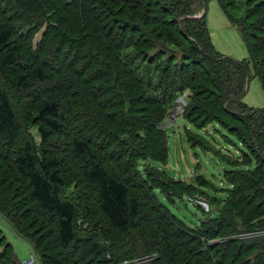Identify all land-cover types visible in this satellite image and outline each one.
<instances>
[{
	"label": "trees",
	"instance_id": "trees-1",
	"mask_svg": "<svg viewBox=\"0 0 264 264\" xmlns=\"http://www.w3.org/2000/svg\"><path fill=\"white\" fill-rule=\"evenodd\" d=\"M215 1L238 31L247 60L235 61L215 51L206 23V0H0V14L6 15V22L0 24V72L23 64L19 47L26 43L25 63L30 64L22 66L34 79L48 80L41 69L42 65L50 68L42 58L45 39L49 34L63 41L55 31L60 28L70 36L63 41L71 45L68 54L50 55L49 59L58 61L55 74L69 72V84H79L87 97L77 88L60 89L68 95L73 92L72 98L91 101V109L95 108L96 116L109 129L99 131L96 139L74 130L76 156L91 159L81 177L94 186L96 206L110 231L126 234L132 229L138 233L141 222L157 223L160 234L149 238L161 239L153 253L160 257L158 261L163 256L160 264H264V235L255 236L264 232V109L243 102L250 70L264 92V0ZM203 9L204 14L196 18ZM241 9L244 14L239 16ZM45 23L47 33L33 52V35ZM80 64L82 80L75 69ZM98 83L99 95L94 97L91 85ZM180 98L184 101L181 117L187 124L199 130L221 128L245 149L240 155H227L187 134L192 146H200L205 154L216 152L218 160L229 167L223 178L230 188L217 192L224 195H216L195 171L192 182L187 183L163 168L169 158L164 124ZM62 104L44 101L36 108L29 123L38 129L37 147L25 138L10 96L0 87V187L13 181L26 186L19 195L24 205L11 193L0 192V218L36 253L40 264H135L101 253L91 238L86 244L78 240L76 204L63 192L66 185L58 163L47 151L52 140L66 131L65 116L71 113ZM111 132L129 137L112 154L109 149L116 139ZM20 137L25 138L23 145L13 152L10 144ZM92 147L108 156L109 162L92 155ZM186 197L204 216L194 227L177 219L160 201L174 205L176 201L185 203ZM5 202H10V212L5 210ZM20 207L30 215H24ZM47 217L54 223L53 238L44 235ZM181 239L194 249L179 243ZM0 264H19L1 229Z\"/></svg>",
	"mask_w": 264,
	"mask_h": 264
},
{
	"label": "rangeland",
	"instance_id": "rangeland-1",
	"mask_svg": "<svg viewBox=\"0 0 264 264\" xmlns=\"http://www.w3.org/2000/svg\"><path fill=\"white\" fill-rule=\"evenodd\" d=\"M20 2L22 3L23 1ZM24 4L26 5V2H24ZM205 8L207 11L206 23L215 51L220 55L235 61L247 60L248 52L245 44L243 43L238 31L229 23L218 3L215 0H206ZM238 13L239 16H242L244 14V9L239 10ZM5 19L6 15L2 17L0 14V24H4V22H6ZM51 26L58 28L53 24ZM17 27H20V25H17ZM47 28L48 24L45 23L41 29H37L35 31L31 41L33 52L37 51V45L42 42L44 35L47 33ZM55 31L58 36L61 35V39L63 41H67L70 38L67 33L61 32V28L55 29ZM46 39L42 48V58L46 63H49L50 68L42 65L41 69L44 76H49L48 80L40 82L39 79H34L32 77V73L26 72L25 67L22 66L23 64H30L28 61L25 63L26 58L23 47L27 46L26 43L25 45H21V48L19 47L21 57L24 60L23 64L0 72V87L10 96V101L13 110L15 111V115L21 125H23L25 138L33 140L35 146L39 147L40 140L38 129L29 123V121L35 116L36 108L44 101L58 100L60 103H63L64 105L62 104V108L67 111L69 110L71 113L70 115L65 116L66 131H64L62 135H57L52 140L49 145L50 148H47V151L55 157L58 163V171L60 172L66 185V190L63 192H65L66 197L70 198V200L76 204L77 216L75 218V230L77 232L78 240L83 241L81 244H86L88 241L87 239L91 238L99 245L101 253H110L115 261L133 260L132 262H135V264H160L159 262H161V260L162 262L164 261L163 256H161V260L158 261L160 257L153 253H156L155 250L159 240L161 239L151 240L149 238V236L156 238L160 234L158 232L157 223L149 219H147L146 222H141L139 229L137 230L138 233L134 232L135 230L132 229L126 234L110 231L106 220L103 219L96 206L97 199L94 186L87 182H83L81 177L82 168L90 163L91 159L87 156H76V152L74 150L75 147L73 146L72 141L76 135L74 130H76L79 134H88L93 139H96L97 136L100 135L99 131L104 133L105 131L109 132V129H107L101 119L96 116L95 108L93 107L91 109V101L89 102L87 98H85L87 97V94L83 91L79 84L75 85L76 83L71 84V82L69 84L67 79L72 78L69 75V72L63 73L62 76H57L55 74L54 68L58 67V61H51L49 59L50 55L55 54L56 56H62L65 53L68 54V50L71 45H68L69 43L66 44L58 39L56 40L54 35L48 34ZM54 39L55 42L51 43L52 41L50 42V40ZM76 41L77 40L73 41L74 44ZM81 51L83 53L84 49ZM82 67L83 65L80 64L77 68L75 67V69L78 71ZM83 69H81V71H83ZM70 72L73 73L72 70ZM80 72V80H82L83 76ZM148 72V70H143L145 75L148 74ZM62 86H64L66 90L70 89V91H75L77 88L79 93L85 96L84 99L80 100L78 98H72L71 94L73 92L68 95L69 93L60 89L63 88ZM100 86V83L91 85L94 97L95 95H99L97 89ZM106 88H109V86ZM67 96H69V98ZM185 96L186 94L182 96V98L184 99ZM182 98H180L176 104H183L184 101ZM84 101L87 103H83ZM101 102L102 98L100 97L98 103L101 104ZM243 102L249 107L264 109V92L258 79L253 77L251 70L245 86ZM87 106H89V109L86 108ZM114 111L117 112L115 109L113 112ZM107 114L110 113L104 112V115ZM169 114L167 115V119L164 124V128H166L169 158L167 164L163 168L166 170L168 175L174 179L178 180L180 178L187 183L192 182L193 178L191 177V174L195 171V175H202L207 180L212 191L216 192V195H224V193L217 192L220 189L230 188L223 178V171L229 167L218 160L217 157L219 155L216 152L220 151L221 153H225L227 155L237 156L240 155L242 151H245V149L233 136L221 128L208 126L199 130L187 124L181 115L177 117L175 122L171 121L169 119ZM133 119H136V116H133ZM140 120L145 121L146 119L141 118ZM101 127L106 129L102 130ZM90 128L91 132L89 130ZM134 130L130 133L132 136L135 134ZM188 133L197 136L204 142L210 144L211 148H213L216 152L205 154L200 146H192L191 141L188 139ZM111 134H113V138L116 139V141L111 143L112 145L109 149V153L112 154L113 152L119 150L122 146L124 147L125 143H128L127 140L129 137L128 135H118L115 132H111ZM25 138L20 137L18 140L10 144L11 148H13V152L18 151L19 148L22 147ZM101 139V142H103V135L101 136ZM100 149H104L103 144H101ZM91 154L94 156L99 155L100 161L103 160L104 162H109V157L100 152V150L98 151L92 147ZM112 164L117 165L114 163ZM121 175L124 176L122 172ZM0 188V192H9L13 195L17 202H23V198L19 195L21 192H25V185L17 184L13 181L9 182L6 187ZM185 200V203L176 201L173 205L164 199H160L161 203L164 204L177 219L187 225H190L191 227H194L197 223L204 219V216L198 209H196L194 203H190L188 201L190 200L188 197H186ZM5 203V210L10 212L12 209L10 202ZM140 204L142 212H145L146 208L143 207L145 206V203L141 200ZM201 204L206 206L205 203ZM22 205H24V202ZM20 209L24 215H30L31 213L24 207H20ZM9 217L12 218L11 215H9ZM38 225L39 224H36L35 228ZM45 226L48 227V232L44 235H48V238H53L54 233L52 232H54V223L50 218L45 221ZM0 229L4 232L8 243H10L13 247L17 260L19 262L28 260L30 256V247L24 240L18 238L14 234L10 226L2 218H0ZM24 233L30 234L27 232ZM134 233L137 234H135V237ZM263 235L264 233H260L255 236L260 238L261 236L263 237ZM145 239L148 240L145 241ZM216 242L214 241L213 243ZM179 243H184V245L188 244V249L190 251L194 249L193 245L189 244L184 239H181ZM179 255H181V253H179ZM170 258L173 259L174 256ZM155 259H157L158 262H154ZM115 263L116 262L113 264Z\"/></svg>",
	"mask_w": 264,
	"mask_h": 264
},
{
	"label": "built area",
	"instance_id": "built-area-1",
	"mask_svg": "<svg viewBox=\"0 0 264 264\" xmlns=\"http://www.w3.org/2000/svg\"><path fill=\"white\" fill-rule=\"evenodd\" d=\"M183 111H184L183 104L182 103L180 105L176 104L174 110L169 114V119L175 122L177 117L182 115ZM261 233H264V232H261ZM19 264H40V262H39V259L36 253H34L30 249V256L28 260L19 262Z\"/></svg>",
	"mask_w": 264,
	"mask_h": 264
},
{
	"label": "water",
	"instance_id": "water-1",
	"mask_svg": "<svg viewBox=\"0 0 264 264\" xmlns=\"http://www.w3.org/2000/svg\"><path fill=\"white\" fill-rule=\"evenodd\" d=\"M204 12H205V9H203V11L201 12V14H199L198 16H196V18L197 17H201L204 14Z\"/></svg>",
	"mask_w": 264,
	"mask_h": 264
},
{
	"label": "crops",
	"instance_id": "crops-1",
	"mask_svg": "<svg viewBox=\"0 0 264 264\" xmlns=\"http://www.w3.org/2000/svg\"><path fill=\"white\" fill-rule=\"evenodd\" d=\"M20 262H22V261H20Z\"/></svg>",
	"mask_w": 264,
	"mask_h": 264
}]
</instances>
